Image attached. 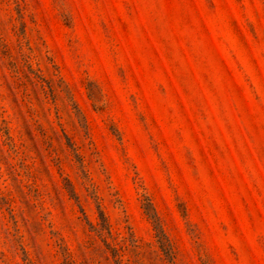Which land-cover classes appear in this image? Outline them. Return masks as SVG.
Returning a JSON list of instances; mask_svg holds the SVG:
<instances>
[{
	"label": "rangeland",
	"instance_id": "374dc122",
	"mask_svg": "<svg viewBox=\"0 0 264 264\" xmlns=\"http://www.w3.org/2000/svg\"><path fill=\"white\" fill-rule=\"evenodd\" d=\"M0 264H264V0H0Z\"/></svg>",
	"mask_w": 264,
	"mask_h": 264
}]
</instances>
